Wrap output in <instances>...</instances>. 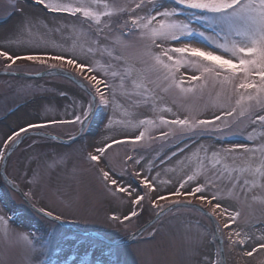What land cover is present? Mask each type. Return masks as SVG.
Returning <instances> with one entry per match:
<instances>
[{
    "label": "snow or ice",
    "instance_id": "snow-or-ice-1",
    "mask_svg": "<svg viewBox=\"0 0 264 264\" xmlns=\"http://www.w3.org/2000/svg\"><path fill=\"white\" fill-rule=\"evenodd\" d=\"M34 2L43 20L20 7V0L12 3L11 15L21 19L0 41V74L58 77L79 86L83 96L75 99L61 91L60 96L70 101L64 118L28 123L7 136L0 144V173L7 174L11 154L23 143L22 134L36 130L45 136L51 125L78 126L77 134L69 138L70 146L91 135V126L99 122L106 134L92 145L86 159L107 193L126 200L128 208H113L97 219L71 204L62 209L38 207L31 188L24 191L9 181L12 193H18L48 227L34 229L23 223L26 218L16 215L20 209L10 204L5 190L0 195V239L22 243L28 252L25 264H68L69 260L71 264H125L128 238L157 235L152 221L131 231L146 211L159 222L185 208L209 220L211 242H218L220 259L205 258L196 264H226L225 245L242 250V264H249L246 258L254 254L264 256V210L259 216L244 211L257 203L264 209V0ZM61 18L70 23L60 26ZM40 28L43 36L59 32L64 43L34 39ZM130 49L139 52L134 60L127 55ZM169 98L186 103L174 110L168 106ZM140 104L161 114L134 122L130 109ZM116 125L122 134L108 135ZM242 126L248 133L246 142L232 143L230 136L239 134ZM155 129L160 130L159 136ZM206 139L215 143H204ZM222 141L230 146L224 147ZM114 146L130 148L118 170L109 159ZM173 160L182 174L162 179V173H175V165L165 167ZM60 162L53 160L49 167ZM39 179L33 172L26 183L36 184ZM66 222L101 227L95 235L84 228L74 239L58 238ZM189 253L194 257L195 248L190 247ZM83 257L91 259L81 261ZM257 264H264V258Z\"/></svg>",
    "mask_w": 264,
    "mask_h": 264
},
{
    "label": "rangeland",
    "instance_id": "rangeland-1",
    "mask_svg": "<svg viewBox=\"0 0 264 264\" xmlns=\"http://www.w3.org/2000/svg\"><path fill=\"white\" fill-rule=\"evenodd\" d=\"M13 2L14 0H0V41L11 32L21 19L19 15H11ZM19 6L27 12L38 15L41 20L44 19L41 8L34 3V0H20ZM48 19L53 20L55 18L49 16ZM58 23L63 26L70 23V21L61 18ZM43 32L42 28L35 30L33 38L64 43V37L59 32H50L46 36L42 35ZM127 55L134 60L139 52L137 49H130ZM24 62L17 61V64L20 65ZM25 63H27V67L34 70H42L39 69L38 65ZM0 68H3L2 64H0ZM181 71L185 70L181 69ZM61 91L68 92L69 97L75 99H80L83 96L79 86L58 77L27 78L0 74V144L13 131L28 123L64 118V109L70 105V101L60 96ZM207 99L206 97L205 101ZM192 102L194 101H187V103ZM185 103L186 101L182 99L173 101L169 98L168 100V106L173 107L174 110H181V105ZM130 111L133 113L134 122L137 118H158L161 114L142 104L130 109ZM164 115L171 118L170 114L164 113ZM68 118H70V114ZM115 118L119 119L120 116L118 115ZM244 127L246 126H242L239 130V134L230 136L232 143L246 142L245 137L248 133L244 132ZM91 128V135H85L81 140L70 146V142H59L46 134L45 136H39L36 134L37 132H33L25 135L23 143L19 144L16 151L11 154L7 171L8 177L12 181H16L24 191L31 188L36 196L38 207L47 205L62 209L71 204L81 214L94 216L97 219L102 218L105 213L113 208L127 211V201H121L107 193L96 176L95 169L86 159V153L93 150L92 145L99 141L102 135L106 134L101 131L102 125L99 122L94 123ZM115 128L116 131L108 133V135L119 136L122 134L119 125H116ZM77 130L78 126L51 125L44 131L45 133L69 138ZM134 131L132 130L127 134L131 135ZM159 131V129H155L154 134L159 136ZM250 131L251 129H249ZM257 136H259V129H257ZM204 143L214 144L215 141L206 139ZM221 143L224 147L230 146L229 143L223 141ZM219 146L217 145V147ZM126 151H130V148L114 146V150H109V159L117 170L125 157ZM53 160H62V162L57 163L55 167H49ZM173 165L176 167L175 173L171 171L162 173V179L179 178L182 174L181 166L175 160L165 167L171 168ZM33 172L39 174V182L36 184L26 183L27 180L31 179ZM153 175H155V171ZM5 190L9 192L10 204L20 209L16 215L26 218L23 223L31 224L34 229L48 227L31 213L27 205L23 204L18 193H12L11 188L0 173V195H3ZM164 190L167 191V188ZM260 194V191L257 190V195ZM237 206L239 207V205ZM0 207H3L2 203H0ZM4 210L7 212V208ZM262 210L264 209L258 203L252 204L251 208H244L245 213L254 212L256 216H259ZM153 218L154 214L151 211H146L143 218L132 225L131 231H136ZM153 223L155 229L158 230L155 239L147 238L148 234L143 233L138 235L133 242L126 244V252L122 257L125 264H196L198 261H204L205 258L209 261L220 259L216 256L218 242L212 243V238L208 234L212 229V225L200 213L181 208L168 213L159 222L154 221ZM73 225L77 229L87 228L89 231H95V229L101 227L100 224ZM104 230L113 231L107 228ZM76 234L77 232L64 226L59 229L58 238L71 240L75 238ZM190 247L195 248L196 255L194 257L189 253ZM241 251V249L233 251L225 245L226 264H242ZM27 257V249L22 243L6 242L0 239V260H5L6 264H25ZM262 258L264 256L254 254L253 257L246 259L249 264H257ZM86 259H91V257H83L81 261ZM68 264H71V260L68 261Z\"/></svg>",
    "mask_w": 264,
    "mask_h": 264
},
{
    "label": "water",
    "instance_id": "water-1",
    "mask_svg": "<svg viewBox=\"0 0 264 264\" xmlns=\"http://www.w3.org/2000/svg\"><path fill=\"white\" fill-rule=\"evenodd\" d=\"M50 136H52V135H50ZM67 141H69V139H66ZM2 174V176H3V179H4V181L10 186V183H9V181H12L11 179H9V177L7 176V174H3V173H1ZM16 183V182H15ZM16 184H18V183H16ZM11 187V186H10ZM20 187V186H19ZM21 188V187H20ZM152 222H154L155 221V217L151 220ZM65 227H67V228H69L70 230H72V231H74V232H78V230H80V229H77L76 227H74V226H72L71 224H68V223H66L65 224ZM89 233L90 234H92V235H95L96 234V232H94V231H89ZM133 239H131V238H128L127 239V242L128 241H132ZM223 257H224V259H225V255H224V253H223Z\"/></svg>",
    "mask_w": 264,
    "mask_h": 264
},
{
    "label": "flooded vegetation",
    "instance_id": "flooded-vegetation-1",
    "mask_svg": "<svg viewBox=\"0 0 264 264\" xmlns=\"http://www.w3.org/2000/svg\"><path fill=\"white\" fill-rule=\"evenodd\" d=\"M24 66H26V65H24Z\"/></svg>",
    "mask_w": 264,
    "mask_h": 264
}]
</instances>
